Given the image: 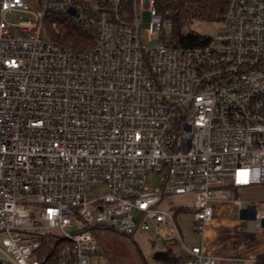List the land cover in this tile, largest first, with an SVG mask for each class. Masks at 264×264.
Here are the masks:
<instances>
[{
    "label": "built area",
    "instance_id": "obj_1",
    "mask_svg": "<svg viewBox=\"0 0 264 264\" xmlns=\"http://www.w3.org/2000/svg\"><path fill=\"white\" fill-rule=\"evenodd\" d=\"M50 15L93 44L45 40ZM162 22L155 0H0V264H108L94 228L173 239L188 196L199 234L219 202L264 219L231 194L264 185V0H225L197 45ZM182 245L183 264H218Z\"/></svg>",
    "mask_w": 264,
    "mask_h": 264
},
{
    "label": "trees",
    "instance_id": "obj_2",
    "mask_svg": "<svg viewBox=\"0 0 264 264\" xmlns=\"http://www.w3.org/2000/svg\"><path fill=\"white\" fill-rule=\"evenodd\" d=\"M158 14L162 20L170 21L172 32L169 35L171 39L178 44L197 45L202 38L192 32L185 31V25H189L191 20H218V15L225 8V0H155ZM53 20H56L59 33L52 36V40L58 44L72 46L76 48H87L93 44L94 29L80 28L75 22L66 17L59 19L57 16L47 17L45 25L50 27ZM94 234L99 246V254L106 257L109 264H129L128 258L123 253L126 243L124 239H130V236H123L115 233L105 227L94 228ZM119 258L122 259L119 261ZM156 263L174 264L176 262L184 263L188 259L186 252H182L178 257L169 253H164V257L155 256ZM132 264H146L145 260L138 257ZM253 264H264V255L259 256Z\"/></svg>",
    "mask_w": 264,
    "mask_h": 264
},
{
    "label": "rangeland",
    "instance_id": "obj_3",
    "mask_svg": "<svg viewBox=\"0 0 264 264\" xmlns=\"http://www.w3.org/2000/svg\"><path fill=\"white\" fill-rule=\"evenodd\" d=\"M142 17V33L145 37L146 30L149 23V14L147 11L141 13ZM8 21L16 22L17 18L14 16H6ZM171 22L163 20L162 22V34L167 35L172 32ZM219 23L218 20H198L192 19L189 25H185V31L192 32L193 34L199 35L201 37H212L218 31ZM43 38L45 40L52 39L54 32L51 27L46 25L43 27ZM145 41V40H144ZM147 45L153 47L156 44L155 40L146 41ZM156 176L151 174L148 176L146 181V186L150 190H154L160 186V181L155 179ZM255 191V192H254ZM242 202V207H245L247 203L255 204L257 200H264V191L262 190H252L244 195L238 197ZM193 197L188 196L183 200H175L172 202L174 207H183L186 209L184 214L178 215L174 221L177 226L178 233L175 234L173 239H166L158 236L154 230L142 231L137 230L130 239H124L126 246H124L123 253L128 258L129 264L137 261L138 257L145 260L146 264H159L156 263L155 256L159 255L164 257V253L169 251L170 254L178 257L180 253L173 249L174 247L183 248L182 244H194L197 238L201 236L196 230L193 231L191 223V208H192ZM264 205H261V207ZM104 260H107L105 256ZM122 259L119 258V261ZM108 262V261H107ZM123 263V262H122ZM109 264V263H108ZM174 264H183L182 262H176Z\"/></svg>",
    "mask_w": 264,
    "mask_h": 264
},
{
    "label": "crops",
    "instance_id": "obj_4",
    "mask_svg": "<svg viewBox=\"0 0 264 264\" xmlns=\"http://www.w3.org/2000/svg\"><path fill=\"white\" fill-rule=\"evenodd\" d=\"M252 190L264 191V185L233 189L232 200L240 201L239 196ZM253 205L257 206L258 211L264 213V207H261L264 205V200H257L255 204L247 203L245 207H242L241 202L243 210ZM213 207L214 217L205 226L203 234L197 238L196 243L184 245H200L206 255L217 259L218 264H224L228 258H238L242 259L244 264H252L259 256L264 255V227L254 220L253 215L240 211L232 201L219 202ZM185 212V210L180 211L177 216ZM191 217L194 231L192 214ZM175 228L176 234L178 233L176 225ZM173 249L180 254L184 252L183 248L174 247Z\"/></svg>",
    "mask_w": 264,
    "mask_h": 264
},
{
    "label": "water",
    "instance_id": "obj_5",
    "mask_svg": "<svg viewBox=\"0 0 264 264\" xmlns=\"http://www.w3.org/2000/svg\"><path fill=\"white\" fill-rule=\"evenodd\" d=\"M68 13L74 14V10L73 9H69ZM260 225H261V227H264V219L260 221Z\"/></svg>",
    "mask_w": 264,
    "mask_h": 264
}]
</instances>
